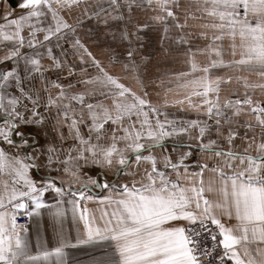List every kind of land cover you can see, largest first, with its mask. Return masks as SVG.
<instances>
[{"label":"snow or ice","instance_id":"snow-or-ice-1","mask_svg":"<svg viewBox=\"0 0 264 264\" xmlns=\"http://www.w3.org/2000/svg\"><path fill=\"white\" fill-rule=\"evenodd\" d=\"M0 6V264H264V0Z\"/></svg>","mask_w":264,"mask_h":264},{"label":"crops","instance_id":"crops-1","mask_svg":"<svg viewBox=\"0 0 264 264\" xmlns=\"http://www.w3.org/2000/svg\"><path fill=\"white\" fill-rule=\"evenodd\" d=\"M183 2H187V0H183ZM9 3L12 4L15 7V0H9ZM2 6H0V12H2ZM168 66H172V67H182V65H168ZM161 70H163V67L161 68ZM154 72L156 71L155 69L153 70ZM171 111H176V109H170ZM94 191H99L98 189H94ZM89 207L91 208H97L96 204H90ZM37 225L35 224H31V228H32V232H33V238H35V230H36ZM40 234L41 235H45V229H46V225L44 220H41L40 222ZM77 258L79 260H85L87 259V256L84 252L81 251H73L72 252V256L70 258Z\"/></svg>","mask_w":264,"mask_h":264}]
</instances>
